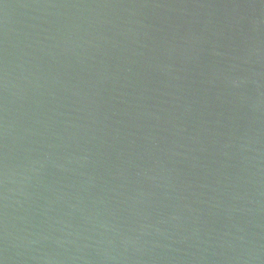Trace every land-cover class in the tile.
<instances>
[{"label":"water","instance_id":"water-1","mask_svg":"<svg viewBox=\"0 0 264 264\" xmlns=\"http://www.w3.org/2000/svg\"><path fill=\"white\" fill-rule=\"evenodd\" d=\"M0 264H264V0H0Z\"/></svg>","mask_w":264,"mask_h":264}]
</instances>
